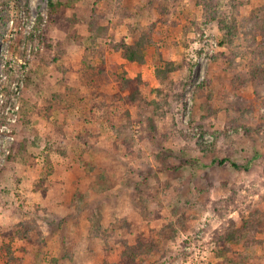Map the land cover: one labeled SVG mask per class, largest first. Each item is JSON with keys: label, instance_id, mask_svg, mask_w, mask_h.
Wrapping results in <instances>:
<instances>
[{"label": "rangeland", "instance_id": "obj_1", "mask_svg": "<svg viewBox=\"0 0 264 264\" xmlns=\"http://www.w3.org/2000/svg\"><path fill=\"white\" fill-rule=\"evenodd\" d=\"M53 1L65 6V30L51 25L50 0H0V108L13 106L10 88L23 84L12 113L17 120L8 126L13 139L0 123V264H6L1 246L9 239L2 233L31 220L43 237L39 245L14 241L19 264H101L107 246L118 262L123 240L134 245L140 235L154 249L137 264H229L212 240L230 220L240 227L245 218L258 231L249 247L231 244L245 252L237 264H264V60L258 48L264 0H212L219 16L208 18L200 0ZM91 23L105 28L106 37L92 43ZM152 23L155 43L144 65L109 45L111 37L135 41ZM186 25L192 26L188 33ZM221 25L234 27L228 44H220ZM93 50L104 54L93 57ZM102 56L109 70L142 74L147 102L160 86L157 64L194 62L177 106L161 116L144 105L147 114L131 126L129 149L108 121L124 123L126 107L114 106L113 116L92 107L100 97L91 91L88 62L99 64ZM103 89L112 97L117 91L114 83ZM127 108L136 120L141 108ZM146 186L162 207L157 220L137 211L138 190ZM220 202L230 208L224 216ZM253 207L259 209L255 219ZM124 220L129 227H122Z\"/></svg>", "mask_w": 264, "mask_h": 264}, {"label": "trees", "instance_id": "obj_2", "mask_svg": "<svg viewBox=\"0 0 264 264\" xmlns=\"http://www.w3.org/2000/svg\"><path fill=\"white\" fill-rule=\"evenodd\" d=\"M199 5H202L203 10L205 11V17H207V15H212L213 17L219 16L217 13L219 10L217 9V7L212 6V0H200ZM49 6L51 9L49 15V21L51 25L65 30L68 27V24L70 23V20L65 14V6L62 3H56L53 0H50ZM220 22L222 24L224 20L221 19ZM64 23H67V25H63ZM191 25L198 26V22L192 21ZM191 28L192 26L186 25V33H188ZM221 28L223 30V36L220 40V44H228V42H230L229 39L232 37L234 27H231L230 25H225L223 28L221 25ZM104 29L105 28H99V26L97 27L94 23H91L90 40L92 41V43H95L101 37H106ZM155 29V23L147 25L146 27L141 29L139 37H137L136 40L133 42H116V40L111 37L109 45L115 50L121 51L123 57L129 62H136L140 65H144L148 60L147 50L151 45L155 43L153 38ZM99 30H102V32ZM49 44L50 43H47V45ZM258 48H262V51L259 52V56L264 60V31L262 32V41ZM92 52L93 57L97 58L101 54H104L102 50L100 52L93 50ZM256 56L257 54H255V58ZM193 65L194 62L189 60L188 57H185L184 60L181 62L168 59L163 60L161 63L157 64L155 68V77L160 83V86L152 90L154 93L157 94V97L147 102L142 90V88L147 85V82L143 79L142 74L130 76L127 71H120L118 69V66H116V68L114 69L109 70L106 61L104 60V56H102L101 62L99 64H92L88 62V68L90 70L89 75L92 77L90 83L91 91L95 95L100 97V101L94 102L92 104V107L98 106L100 109H102V111L104 107H106L110 109V115L112 114V116L116 115L117 113V109L113 108L114 106L120 108V112L121 106L126 107V109L122 111V117L125 118L124 123L123 119H120V122H117L115 124L113 121L116 122V117L111 120L108 119V121L117 139L121 140L123 145L129 149V147L133 143L132 140L134 139V132L131 131V126L136 122H142V119L145 117V115L143 114V109L145 110L144 105L151 108L154 114H158L161 116H164L166 109H171L177 106L183 99V91L191 81V71ZM259 65H255L253 67V70H251L250 72V74L252 73L251 75H256L258 71L257 68L260 67ZM181 70L187 71L188 74L186 75V78L182 79L181 81L174 80L172 78V75ZM110 71L112 72L110 73ZM110 74L112 75V77H110ZM112 83H114L117 88V91L113 95V97L110 96L107 90L103 89L104 85L107 86L108 84ZM109 98H112L113 100H109ZM135 106L141 108L139 109L140 111L137 112L138 116L136 120L132 118L131 112L127 108ZM149 119H151L152 124V117H149ZM227 129H229V126H227ZM151 132L152 129L149 134H151ZM223 134L217 137V141L215 142L216 145H218L220 141L224 140L225 136H223ZM88 146L91 147L90 145ZM138 191L139 201L137 205V211H139V213H141L144 217H149L152 220H157L159 217H161L162 207L160 206V204L157 203L156 191L152 187L149 188L148 186L144 188H139ZM42 193L43 195H46V190H42ZM83 200L84 198H81V201ZM221 203L222 202L218 203L219 205L216 206V208L218 211V215L224 216L228 213L230 208L228 205L223 206V203ZM152 205H156L155 210L151 208ZM250 211L251 218L255 219L258 217V208L253 207ZM122 227H129V223L127 220L123 221ZM33 228H36L34 232ZM101 229V227H98V231ZM256 231H258V227L256 226L255 221H252L248 218H245L243 220L242 226L240 227L237 226L234 220H230L229 224L223 225L222 230L216 233L212 240L213 244L217 248V256L222 257V262H227L229 264H237L239 258L243 259L245 257V252H234L232 250L231 244H238L242 241V246H251V244L255 242L254 235ZM34 233H37V239L35 238V236H33ZM2 237L4 239L9 238L7 242H3L1 246V251H3V256L5 257V263L19 264L20 258L16 256L15 251L13 250L14 241L21 240L24 244L27 245H39V239L41 240L43 235L41 230L39 229L38 224H36V222L33 224L31 220L24 221L23 223L18 224L17 227L14 229H10L6 232L4 231L2 233ZM33 238H35L36 240H34ZM136 241L137 242L132 245L129 244L126 240H123L124 250L118 262H112L110 260L111 249L109 246H107L104 250L105 257L101 264H137L138 259L140 258L139 256L145 255V258L146 256H149L150 253H146L154 249L153 243L150 242V239L140 235L138 236Z\"/></svg>", "mask_w": 264, "mask_h": 264}, {"label": "built area", "instance_id": "obj_3", "mask_svg": "<svg viewBox=\"0 0 264 264\" xmlns=\"http://www.w3.org/2000/svg\"><path fill=\"white\" fill-rule=\"evenodd\" d=\"M22 89H23V84H19V83H14L12 85V87L10 88V91L13 94V99L12 102L10 104H12L13 106L9 105V107L7 108H0V123L3 127V129H6L7 134H8V138L13 139V136H11V134H9L12 129L8 128L9 123H13L15 122L16 116H14L15 111H18L20 104L18 103V99L20 98V96L22 95ZM3 91V86L0 85V99L2 101H4V93H2ZM4 131V130H2Z\"/></svg>", "mask_w": 264, "mask_h": 264}]
</instances>
